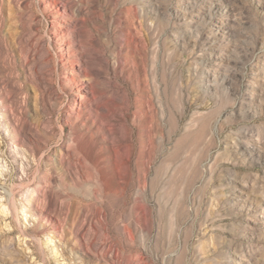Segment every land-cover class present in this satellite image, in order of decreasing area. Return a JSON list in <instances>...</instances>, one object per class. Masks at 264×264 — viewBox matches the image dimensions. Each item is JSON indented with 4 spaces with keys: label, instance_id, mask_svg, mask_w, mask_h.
I'll list each match as a JSON object with an SVG mask.
<instances>
[{
    "label": "rangeland",
    "instance_id": "rangeland-1",
    "mask_svg": "<svg viewBox=\"0 0 264 264\" xmlns=\"http://www.w3.org/2000/svg\"><path fill=\"white\" fill-rule=\"evenodd\" d=\"M0 264H264V0H0Z\"/></svg>",
    "mask_w": 264,
    "mask_h": 264
},
{
    "label": "bare ground",
    "instance_id": "bare-ground-1",
    "mask_svg": "<svg viewBox=\"0 0 264 264\" xmlns=\"http://www.w3.org/2000/svg\"><path fill=\"white\" fill-rule=\"evenodd\" d=\"M13 207H14L15 211H17V208H16V206H15L14 202H13Z\"/></svg>",
    "mask_w": 264,
    "mask_h": 264
}]
</instances>
